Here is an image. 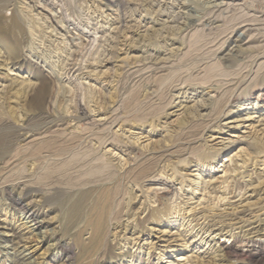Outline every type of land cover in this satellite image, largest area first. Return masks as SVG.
Wrapping results in <instances>:
<instances>
[{"label": "rangeland", "instance_id": "rangeland-1", "mask_svg": "<svg viewBox=\"0 0 264 264\" xmlns=\"http://www.w3.org/2000/svg\"><path fill=\"white\" fill-rule=\"evenodd\" d=\"M183 2L191 4L167 0V11H163L161 0H0V128L35 134L41 119L48 117L49 121L62 118L76 131L75 118L81 111L92 117L94 110L103 114L126 96L120 107L125 115L108 134L115 141L105 144L99 155L111 161L117 173L137 156L144 165L135 171L141 179L138 187L121 182V200L116 198L122 207L94 236L89 222L96 217L95 198L84 193L92 189L95 193L97 187L90 177V171L100 166L93 162L97 144L93 142L88 150L73 145L69 154L59 158L60 164L52 162L54 167L49 162L37 170L32 160L20 161L9 179L17 180L24 173L27 181L13 182L9 193L0 189V264H14L17 257L24 264H264L255 261L254 253L236 260L224 258L220 251L223 244L231 247L239 240H264V153L256 142L257 138L264 142L260 135L264 107H244L232 116L247 118L244 123L215 128L214 141L206 131L196 144L197 150L200 147L196 155L177 154L154 172L151 155L140 158L181 138L185 110L213 98L206 90L196 89L197 94L189 90L185 98L175 101V105L181 101V106L163 113L167 93H160L164 88L158 92L161 98H152L148 94L152 80L130 84L125 79L124 72L134 61L150 52L164 59L170 49L181 46L179 26L166 16L172 11L175 15L176 4ZM13 16L22 23V33L10 31ZM196 61L193 56L186 65L194 68ZM42 81L48 82L49 95L38 110L33 107L34 88ZM192 128L190 136L196 133V127ZM51 143L57 145L55 140ZM145 172L150 177L144 178ZM84 173L86 179L81 178ZM11 198L36 215L38 228L11 208ZM214 224L213 229L223 231L213 232L209 227ZM7 229L21 236L22 242L18 244Z\"/></svg>", "mask_w": 264, "mask_h": 264}, {"label": "bare ground", "instance_id": "bare-ground-1", "mask_svg": "<svg viewBox=\"0 0 264 264\" xmlns=\"http://www.w3.org/2000/svg\"><path fill=\"white\" fill-rule=\"evenodd\" d=\"M152 1L157 2L158 0ZM162 1H164V3L159 7L161 10L167 11V5L165 4L167 0H161V2ZM177 1L179 0H176V2ZM187 2H190L191 4L186 5L184 2L176 4L177 11L175 15L174 11L168 13L167 16L165 15L167 19H169L170 23L175 24L177 27L179 26L176 31L181 42V46L170 49L168 57L165 56L166 58L164 59H159L158 56L155 57L153 52H150V54L144 56L142 59L131 63L128 70L124 72L125 79L130 82V84L140 83L143 81L147 82L146 84H149L148 82L152 80L154 83L149 86L150 92L148 93L152 98H156L158 96V92L161 90L160 87H162V89L164 88L163 92L160 93H167V102L164 105L165 108L163 113L171 108L181 106V101L178 105H175V101L185 98L183 96H185L189 90L195 92L196 89H199L201 91L200 93L206 90L208 93L213 94V98L210 101L205 102L199 100L195 102L192 107L185 110L182 120H184V123L186 122V126L181 131V138L177 140L175 138L173 141L170 140L171 142H169L168 146L156 153L149 154L144 152L145 154H141L140 158L142 159L149 157V155H151L150 159L153 158V162H151L153 168L152 172L156 171V168L159 167L161 163L165 164V160L176 157L177 154L179 155L182 152H186L188 155L192 156L193 154L196 155L194 152H197L198 150L200 152V147L197 150L196 144L198 141H201L203 134L206 131L211 132V136L209 137L212 139L211 141H214L217 139V136H214L216 134L214 133L215 128H221L220 130H223L225 128H230L228 125L231 123H244L247 118L234 120L232 117L244 107H249L250 105H255V107H264V0H187ZM10 24L11 25H9V27L12 29L7 27L10 31L17 29V31L19 30V33L23 32L22 23L16 16L11 18ZM4 29L8 31V29ZM3 34L5 33L3 32ZM5 35L8 37L7 33ZM7 37L4 36L6 39ZM178 38H175V40ZM193 56L194 59H197L196 66L194 68H188L186 62L188 61V58L190 59ZM157 80L159 88L156 87ZM47 83L48 82L42 81L37 84V86L35 85L36 88H34L33 107L38 110L42 109L44 102L49 95V84ZM195 94H197V92H195ZM157 98L161 97L159 96ZM124 100H126V96L122 98L119 97V99L116 100L114 104L112 103L113 105L103 114L99 113V110L97 112L94 110L93 117L84 111H81L78 115L76 114L77 116L75 121L76 124H78V128H75L77 129L76 131H72L69 123H66L62 118L54 121L51 119V121H49L47 120L48 117L43 116H41L43 119H41V123H39L40 127L38 128V125V129L35 127L37 129L36 132L34 131L35 134L24 131L25 129H22V132L18 129L21 132L20 133L18 130L3 131V129L0 128L1 191H7V193H9L7 189L13 185V182L17 181L22 184V182L27 181V176L24 173L22 174L23 176L17 180L13 181L9 179L12 178L10 177L12 171L16 170L20 165V161L25 163L26 160H32L35 168H41L49 162H51V165L52 162H57L62 154H67L68 150L75 144L82 146L83 150H88L91 148L92 143L95 142L97 144L95 154L98 155L95 158L93 157V162L99 163L100 166H95L96 169H94L93 172L90 171L91 176H89L91 178L93 176L94 180L92 178V184L97 187L94 189L95 193H91L92 189L91 191L84 193V195L90 196L92 194L91 197L94 195L95 200L93 208L94 211L96 210V217L89 222V225H91L90 227L93 229L94 236H98L102 229L109 224L110 217L114 215L115 211L119 210L118 208L120 203L117 202L118 198L116 197L120 196L119 191L122 187L121 182L124 181L127 184L138 187L141 180L138 179V175H136L137 172L135 173L136 169L139 167L141 168V166H139L141 163L139 164V160L137 159L139 158L138 156L133 159L132 164L129 165V167L124 169L122 172L117 173L111 161L105 162L104 158H101L99 155V151L105 144L109 146L115 141V137H110L108 134H110L112 126H114L116 122L121 119L122 115H125L120 114V107H122L121 104ZM173 113L174 111L167 114L172 115ZM68 118H70V116ZM0 121L2 123V119ZM221 121H225L223 126H221ZM124 122L125 121H123V123ZM5 123L7 125L8 121L6 120L4 124ZM192 126L196 127L197 130L194 128L196 133H194L195 135L190 136V134H192L191 132H193L191 130L193 129ZM260 131V135H263L264 137V129H261ZM52 140L57 142L56 146L52 145ZM16 141H19L22 144H17ZM256 142L257 144H261L258 146L264 153V142H262L259 138L256 139ZM89 152L93 153L94 149H90ZM75 155L76 154H74V156ZM89 157L91 156L89 155ZM69 159L71 158H68V160ZM87 160L89 159L87 158ZM168 161L166 162L168 163ZM60 162L61 161L59 160L58 163L60 164ZM92 164L93 163H91V165ZM52 167L54 166L52 165ZM140 172H142V170ZM149 173L147 172V176L145 175L144 178L150 177L151 173ZM84 174L85 175L81 176V178L87 175L86 173ZM86 177L83 179H86ZM76 182L77 181H75V183ZM67 184L69 185V183ZM29 185H27L28 188L31 187ZM79 185V187H81V183ZM46 188L48 187H43V189ZM81 188L79 189L81 190ZM7 196L10 197V194ZM119 198L121 200V197ZM9 202L11 208L19 211V213L24 216V219L26 218L29 220L30 224L33 223V226L38 228L39 222L34 213L22 205V203L17 199L11 198L9 199ZM117 218L120 217H116V219ZM214 227L215 224L211 225L209 228H212L213 232L223 231L221 228L213 229ZM7 230L11 233L10 235L14 239L19 240L18 244L22 242L20 239L21 236H17L12 229ZM108 232L109 230L107 233ZM24 240L26 241V239ZM238 243V245L231 247L224 244L220 245V251L222 252L223 257H233L236 260H243L251 258L254 253V255H256L254 257L256 259L255 261L264 262V254L259 253V250L264 251V240H239ZM243 248L246 249L244 250ZM14 264H24V260L21 257H17Z\"/></svg>", "mask_w": 264, "mask_h": 264}]
</instances>
